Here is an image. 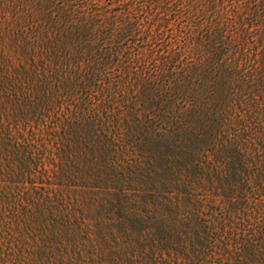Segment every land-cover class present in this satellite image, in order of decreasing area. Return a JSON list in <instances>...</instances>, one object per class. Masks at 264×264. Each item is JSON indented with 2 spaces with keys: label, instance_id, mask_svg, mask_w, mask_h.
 <instances>
[{
  "label": "trees",
  "instance_id": "obj_1",
  "mask_svg": "<svg viewBox=\"0 0 264 264\" xmlns=\"http://www.w3.org/2000/svg\"><path fill=\"white\" fill-rule=\"evenodd\" d=\"M10 228L40 264H264V0H0Z\"/></svg>",
  "mask_w": 264,
  "mask_h": 264
},
{
  "label": "rangeland",
  "instance_id": "obj_2",
  "mask_svg": "<svg viewBox=\"0 0 264 264\" xmlns=\"http://www.w3.org/2000/svg\"><path fill=\"white\" fill-rule=\"evenodd\" d=\"M40 185L38 184V187ZM26 186L30 187V184ZM10 231V233L6 232L4 238L0 239V264H40L33 249L37 243L33 234L20 233L19 230L14 232L12 228ZM42 261L45 264H68V258L61 259V253L55 250L50 258H44ZM85 263L92 264L90 257H87Z\"/></svg>",
  "mask_w": 264,
  "mask_h": 264
}]
</instances>
